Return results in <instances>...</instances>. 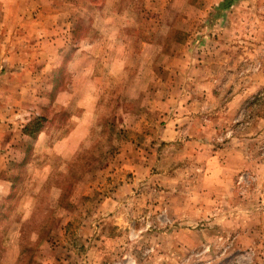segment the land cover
I'll list each match as a JSON object with an SVG mask.
<instances>
[{"label":"rangeland","instance_id":"374dc122","mask_svg":"<svg viewBox=\"0 0 264 264\" xmlns=\"http://www.w3.org/2000/svg\"><path fill=\"white\" fill-rule=\"evenodd\" d=\"M0 264H264V0H0Z\"/></svg>","mask_w":264,"mask_h":264},{"label":"trees","instance_id":"16d2710c","mask_svg":"<svg viewBox=\"0 0 264 264\" xmlns=\"http://www.w3.org/2000/svg\"><path fill=\"white\" fill-rule=\"evenodd\" d=\"M36 128H37V126H36Z\"/></svg>","mask_w":264,"mask_h":264}]
</instances>
